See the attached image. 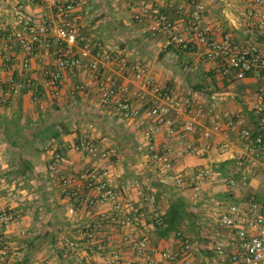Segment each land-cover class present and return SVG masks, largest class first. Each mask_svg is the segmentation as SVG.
Instances as JSON below:
<instances>
[{"label": "crops", "instance_id": "obj_1", "mask_svg": "<svg viewBox=\"0 0 264 264\" xmlns=\"http://www.w3.org/2000/svg\"><path fill=\"white\" fill-rule=\"evenodd\" d=\"M78 1L75 12L77 19H89V13L88 16H80L83 12L86 14L84 5L90 0ZM95 1L93 8L104 10L100 12L102 20L89 21L88 36L80 31L88 40L89 35L93 38L95 34H103L104 25H107L104 19L107 11H111L109 7L114 8L112 12H115V2L123 1L130 9L132 3V0H109L110 4L107 0ZM246 2L247 0H223L204 15V20L220 25L223 32L232 35L237 43H245L247 36L240 25L242 14L247 10ZM15 8H20L23 15L33 19L43 10L38 0H0V32L20 30L13 15ZM185 10L190 12L187 6ZM161 12L175 24L179 34H188L187 15L177 14L169 6L163 7ZM133 24L134 31L125 33V45H111L118 60L107 63L104 70L112 72L116 85L127 88L131 104L143 111L151 105V96L133 83L129 74L119 68L121 62L146 64L143 62L145 53L148 48L154 47L153 41L145 39L144 25ZM107 27L108 25L105 28ZM112 30L114 33L115 30ZM162 41L163 37L160 35V45ZM55 45V40H52L49 49L41 48L38 55L30 60L27 71L22 69L23 54L18 47L8 54L10 73L14 80L19 81V75L23 72L36 84L41 96L39 102H32L30 91L24 87L8 102L0 105V213L8 216L6 223H0V239L8 249L7 258H0V264H7V261L16 264H102L113 252H119L124 258L132 257L123 241L124 228L116 223H107L103 230L97 232L89 241L82 237L81 232L85 227L92 224L101 212L109 211L111 205L108 203L90 209L79 208L74 214H68L69 208L77 206V201L62 197L57 179L47 170L48 147L60 149L62 163L59 177L71 179L79 196L86 193L85 183L79 179V175L84 171L106 169L110 184L120 193L118 201L125 208L129 219L137 224V236L145 235L160 244L166 241V238L159 239L151 230L150 218L153 213L163 214L170 201L181 199L188 217L183 222V225H187L183 234L193 239L194 243L192 262L210 264L211 256L205 244L207 240L225 234V230L215 225V217L222 208L254 201L264 211V159L255 164L248 160H238V151L242 146L239 130L228 131L220 127L218 131H214L207 121L201 120L195 126L194 132L184 134L181 127L186 116L169 113L168 116L175 123V133L169 135L166 128L162 127L154 137L156 146L166 142L171 151V169L167 177L163 178V182H160L142 135L145 126L155 127L152 119L146 118L144 126H139L136 119H120L109 108L99 103L94 85L88 91L70 95V91L83 78L80 73L63 71L62 86L57 96L43 87L41 70L54 69L51 53ZM170 52L172 50L165 53L167 55ZM174 53H177L179 58L188 52ZM197 53L189 55L198 56L199 63L204 68V76L214 67L211 63L203 61ZM146 66L161 88L190 97L194 104H201L206 113L240 110L246 116V126L254 124L255 118L249 105L259 84L257 81L217 80V89L211 94L197 91L182 93L177 90L180 86L171 81V75H159L158 68L148 64ZM4 77L0 56V85ZM136 94L141 98L135 96ZM205 130L210 132L209 139L202 137ZM84 134L94 143L95 155L76 152L73 149ZM186 144L196 147L200 154L187 153L184 150ZM201 168L208 169L210 177L203 183L198 199L194 200L188 190L175 188L172 180L175 175L189 174ZM241 175L245 176V183L241 182ZM228 180H233L235 186L227 188ZM149 195L155 198L152 207L144 201ZM199 217L206 220L201 223L202 226L199 225ZM193 231L201 233V242L194 241ZM65 240L75 243L77 254L67 250L64 246Z\"/></svg>", "mask_w": 264, "mask_h": 264}, {"label": "built area", "instance_id": "obj_2", "mask_svg": "<svg viewBox=\"0 0 264 264\" xmlns=\"http://www.w3.org/2000/svg\"><path fill=\"white\" fill-rule=\"evenodd\" d=\"M38 2L43 10L37 18L23 15L20 8H15L13 15L20 30L0 32V56L5 72L4 81L0 85V105L8 102L24 87L30 91V100L39 102L41 93L30 78L22 72L19 81L14 80L10 73L8 54L18 47L23 54L22 69L27 71L30 60L38 55L41 48L49 49L51 41L55 40L56 45L51 53L55 67L53 70H41L43 87L57 96L62 86V72L80 73L83 78L70 91V95L88 91L94 85L99 103L120 119H136L139 126H144L146 118L152 119L155 127L145 126L142 135L160 182H163L171 169V151L166 142L156 146L154 137L162 127L166 128L169 135L175 133V123L168 116L169 113L186 116L181 127L184 134L194 132L201 120L207 121L214 131H218L220 127L228 131L239 130L242 146L238 151V160H248L255 164L264 159V0L246 2L247 10L242 14L240 25L247 36L243 45L237 43L232 35L224 33L220 25L204 20V15L223 0H132L131 3L133 22L144 25L146 33L152 36L161 35L163 49L198 52L199 57L211 63L216 72L226 80L253 79L259 83L249 105L255 122L249 126H246V116L242 111L206 113L203 106L194 104L190 97L161 88L146 64L121 62L120 70L129 74L131 81L152 98L151 105L145 110L134 107L127 96V88L117 86L112 72L104 70L107 63L118 60L115 51L100 40L91 43L81 35L75 14L79 1ZM167 6L177 14L187 15L188 34H179L175 24L161 12ZM186 6L190 12L185 10ZM135 96L141 98L139 94ZM210 136L208 130L202 132L205 139ZM73 149L76 152L96 154V147L87 134L80 138ZM46 150L49 154L47 170L57 179L60 194L64 199L78 201L76 207L69 208L68 214H74L79 208L90 209L108 203L111 205L109 211L101 212L92 224L85 227L81 232L82 237L91 240L107 223H116L124 228L123 241L132 257L124 258L119 252H113L102 264H193L194 243L189 236L174 232L160 244L145 235H136L137 224L129 219L125 208L118 201L120 193L110 184L106 169L82 172L79 179L85 183L86 193L79 196L71 179L59 177L62 163L60 149L48 147ZM184 150L200 154L191 144L184 145ZM209 177L210 171L201 168L189 174L175 175L172 180L176 189L190 191L191 197L196 200L201 195L203 183ZM245 180V176L241 175V182L245 183ZM234 186L233 180L226 182L227 188ZM144 201L152 207L155 198L149 195ZM7 218L5 213H0V223H6ZM215 225L225 230V234L208 242L206 249L211 256L210 264H264V211L258 203L249 201L227 205L215 217ZM160 226V214L153 213L150 218L151 230ZM64 246L70 253L77 254L73 241L65 240ZM7 256V246L0 239V258L5 259ZM6 263L16 264L12 261Z\"/></svg>", "mask_w": 264, "mask_h": 264}, {"label": "rangeland", "instance_id": "obj_3", "mask_svg": "<svg viewBox=\"0 0 264 264\" xmlns=\"http://www.w3.org/2000/svg\"><path fill=\"white\" fill-rule=\"evenodd\" d=\"M95 0H90L86 5H84L85 9L81 13L80 18L83 16H88V13L90 14V18L83 17L84 19L81 21V19H78V27L80 31L88 36V24L90 20H93L96 22L97 20H102V15L100 14L101 11L104 9L100 8H93V3ZM106 1V0H105ZM113 1V0H111ZM108 4H110L109 0L106 1ZM112 3V2H111ZM116 6V11L112 12L114 8H110V12L107 11L106 17L104 19V23L108 25L107 29L105 28L107 25H104L103 34L96 35L94 32L93 38L89 35V41L92 43L93 40L97 39L105 43L106 45L110 44L114 46L119 45H125L124 41L127 39L126 35L130 34V32L134 31L135 25L133 24L132 15H131V9L129 7H126V3L124 4L123 1H118ZM107 7V6H106ZM83 8V7H82ZM108 9V7H107ZM109 12V13H108ZM82 22L87 23V25L83 24ZM102 22V21H101ZM136 24V23H135ZM118 25V26H117ZM119 26H125L129 27L128 29H122ZM103 28V26L101 27ZM115 32L113 33V30ZM87 33H86V32ZM142 32V30L140 31ZM127 33V34H125ZM146 36L145 39L148 38L149 41H153L154 47L148 48V52L145 53L144 61L148 65H153L155 68H158L159 75H171V81L175 82L177 85L180 86V89H177L178 91L182 93L187 92H193V85L200 82L203 78L202 76V68L201 63H199L198 56L195 55H189L193 54L192 52L184 53L183 55H180L179 58L176 56L177 53H174L175 51H172L166 55L164 52V49L162 48V45H160V35H147L145 31L143 32ZM106 35V36H105ZM109 36V37H108ZM144 39V40H145ZM143 41V40H142ZM134 47V46H133ZM188 54V55H187ZM204 218V217H203ZM202 217H199V225L202 226L203 221H206ZM185 221V220H184ZM202 223V224H201ZM183 229L187 226L182 225ZM194 232V241L199 240L201 242V239L203 238L201 236L200 232ZM185 234V233H184ZM193 240V239H192ZM207 240V239H206ZM209 240H207V243L205 244L208 246ZM201 244V243H200ZM204 245V244H203Z\"/></svg>", "mask_w": 264, "mask_h": 264}, {"label": "trees", "instance_id": "obj_4", "mask_svg": "<svg viewBox=\"0 0 264 264\" xmlns=\"http://www.w3.org/2000/svg\"><path fill=\"white\" fill-rule=\"evenodd\" d=\"M168 49H164L166 52ZM224 81L225 78L220 76L215 68L209 70L201 79V83H196L192 89L193 91L211 94L213 90L217 89L216 81ZM78 201L76 202L77 205ZM129 217V216H128ZM188 219L184 212V203L181 199H175L169 202L168 208L160 215V227H156L154 234L159 239H165L174 232L183 233L182 228L184 220ZM185 233V232H184ZM89 241V240H87Z\"/></svg>", "mask_w": 264, "mask_h": 264}]
</instances>
